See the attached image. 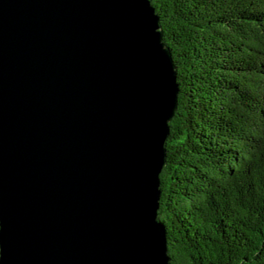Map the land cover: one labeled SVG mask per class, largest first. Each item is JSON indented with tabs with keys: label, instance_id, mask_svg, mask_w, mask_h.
Here are the masks:
<instances>
[{
	"label": "water",
	"instance_id": "1",
	"mask_svg": "<svg viewBox=\"0 0 264 264\" xmlns=\"http://www.w3.org/2000/svg\"><path fill=\"white\" fill-rule=\"evenodd\" d=\"M178 93L150 0H0V264H171Z\"/></svg>",
	"mask_w": 264,
	"mask_h": 264
},
{
	"label": "trees",
	"instance_id": "2",
	"mask_svg": "<svg viewBox=\"0 0 264 264\" xmlns=\"http://www.w3.org/2000/svg\"><path fill=\"white\" fill-rule=\"evenodd\" d=\"M179 85L160 173L171 264H264V0H150Z\"/></svg>",
	"mask_w": 264,
	"mask_h": 264
}]
</instances>
